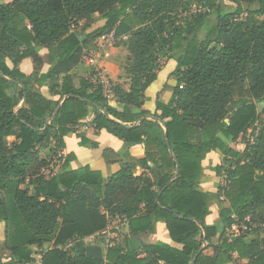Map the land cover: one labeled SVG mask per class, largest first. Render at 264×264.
I'll use <instances>...</instances> for the list:
<instances>
[{
	"label": "trees",
	"instance_id": "16d2710c",
	"mask_svg": "<svg viewBox=\"0 0 264 264\" xmlns=\"http://www.w3.org/2000/svg\"><path fill=\"white\" fill-rule=\"evenodd\" d=\"M220 1L0 4V221H7L2 193L6 184L15 182L14 207L35 238L28 246L12 248L11 260L28 262L30 247L36 245L41 264H228L234 254L246 264H264V226L232 241L223 239L232 217L264 221V120L258 113L260 104L264 114V0H237L233 11ZM195 4L209 12L182 19ZM95 15L105 23L87 33ZM81 22L86 26L76 31ZM110 33L117 38L115 46L132 57L126 70L129 89L112 87L120 111L109 106L100 85L90 83L92 71L78 89L72 84V71ZM124 35L128 38L122 41ZM41 47L48 50L51 67L36 84L48 86L56 100L37 92L18 68L26 58L38 68ZM163 57L176 63V85L169 103L157 101L152 114L141 110L144 92L156 80ZM89 107L95 110L90 124L94 132L105 130L126 144L143 146L144 156L107 181L88 167L71 170L73 155L65 156L50 178L39 174L49 161H41L38 173L28 177V164L48 148L52 159L64 147L63 137L77 132ZM255 122L261 124L254 144L239 152L236 141ZM152 129L160 135L151 137ZM77 136L87 145L83 134ZM9 137L14 142L8 143ZM215 150L227 166L213 171L228 182L211 196L200 189L207 180L201 162ZM136 167L150 174L134 176ZM220 196L227 202L226 207L220 204V227L208 226L209 203L213 198L221 203ZM113 217L124 220L130 234L121 243L105 244L102 261L80 256L82 243L65 249L70 240L102 236ZM157 222L165 224L171 240L183 245L181 250L165 245L134 248L131 237L153 232Z\"/></svg>",
	"mask_w": 264,
	"mask_h": 264
},
{
	"label": "crops",
	"instance_id": "0c3cea01",
	"mask_svg": "<svg viewBox=\"0 0 264 264\" xmlns=\"http://www.w3.org/2000/svg\"><path fill=\"white\" fill-rule=\"evenodd\" d=\"M14 0H6V3H10ZM5 1L0 0V4H6ZM105 21L100 19L98 15H95L93 22L86 26L84 22H81L77 30H82L85 26L87 33L92 32L104 25ZM98 43L100 45H98ZM98 50L87 53L81 60L80 64L72 71V84L74 88H79L80 80L89 76L93 67L88 64L87 58L90 55H94L95 63L98 67L102 68L105 75L115 86H120L124 90H128L131 81L126 73V63L129 57L127 50L121 46H115V44H108L101 39L97 41ZM37 56L41 60V64L38 68H35V64L32 58H26L22 60L18 68L27 77H30L34 89L39 92L45 98L57 99L50 93L48 86H38L36 80L39 75L46 74L51 64L48 60V50L45 47H41L37 51ZM8 66L12 67V63L7 60ZM176 63L174 60L167 57L161 58L160 67L156 71V80L146 89L144 92V102L141 110L149 111L154 114L156 111L157 101L168 104L174 92L176 85L175 76ZM35 73L37 74L35 76ZM108 104L112 108L120 111L121 106L116 102L115 97L111 93L108 98ZM135 112H139L138 109ZM95 110L93 107L88 108L87 117L80 122L77 127V132L67 133L63 137L64 147L59 150L63 154V158L67 155H73V159L69 164L71 170H77L84 167H88L91 171L99 172L104 181H107L113 174L119 172L125 166L134 163L136 159L144 156V147H134L131 144H126L123 141L115 138L107 133L105 130L100 132H94L91 128V122L94 119ZM150 119V118H148ZM152 120V119H151ZM162 130H164L161 123H158ZM160 131L152 129L149 132L151 137H157L160 135ZM78 134H83L87 140V145H81ZM9 137L7 139H10ZM14 141V138H12ZM240 139V138H239ZM238 139V140H239ZM8 141V140H7ZM95 143L97 147H92L89 144ZM50 149H44L39 153L38 159L28 164L27 175L33 178V175L29 176V171L39 168L41 161H50L48 158ZM227 163L225 158L219 150L211 151L208 153L204 160L201 162V167L205 177L207 178L204 183L200 185V189L208 194L215 195L218 193L220 187H222V175H217L213 169L215 167H226ZM152 168V165L151 167ZM143 172L150 174L148 170L136 167L134 169V176H140ZM33 192V188L30 189ZM6 191V190H5ZM4 191V192H5ZM7 193V192H6ZM13 195L7 193L6 196H2V201L5 203L7 211V221H0V261L10 258L11 249L14 247L28 246L29 240L35 239L32 234L25 228L23 223L18 218V213L14 210ZM219 202L216 198L211 199L209 203L210 214L206 218L205 222L208 226L220 227L219 222V210L220 204L224 207L227 206V202L223 201V197H219ZM129 229V233L127 232ZM106 234L99 239L105 241V244L110 245L114 243H121L124 236H129V225L118 217H113L110 220L109 227L105 231ZM135 237L140 243L141 248L146 245H165L171 248L181 250L183 245L173 242L169 236L167 228L163 222H157L154 225L153 232L139 233ZM131 237V238H132ZM224 239V238H223ZM217 238L213 239L214 243L218 242ZM100 246L104 258V248ZM139 248V249H141ZM193 263V262H192ZM191 263V264H192ZM228 264H246V261L238 259L237 255H233V261Z\"/></svg>",
	"mask_w": 264,
	"mask_h": 264
},
{
	"label": "built area",
	"instance_id": "2783aa9c",
	"mask_svg": "<svg viewBox=\"0 0 264 264\" xmlns=\"http://www.w3.org/2000/svg\"><path fill=\"white\" fill-rule=\"evenodd\" d=\"M192 7H193V10L191 14L193 15L198 14V13L204 14V13L209 12V9L207 7H204L203 5L195 4ZM127 38L128 37L126 35L120 37L122 41L127 40ZM101 40L108 44H113L117 41V38L114 36L113 33H110L108 35L103 36ZM98 45L100 44L98 43ZM87 62L89 65L93 67V70H92L93 74L89 78L90 83L93 85H100L102 87L104 96L109 98L110 94L112 93L113 83L105 75V72L103 71V69L96 65L94 55L88 56ZM259 129H260V123L255 122V124L247 132V134L238 140L240 142V149L243 152L247 148V146H252L254 144L258 136ZM62 161H63V154L61 151H58V153L48 162V165L40 169L39 174L45 178L52 177L54 174H56L60 170ZM222 179H223L222 187H226L227 182H228L226 176L222 175ZM232 218H233V222L227 225L224 228V232H223V238L227 241H232L239 237L246 236L253 230L257 229L259 226H262V225L252 222L249 218H246L243 221H240L235 217H232ZM104 234L106 233L103 232L102 236ZM100 237L101 236H98V237L91 236L86 239L70 240L68 244L65 246V249L70 250L77 243H82L83 246L96 245L98 244L97 242ZM30 250H31V253H30L28 262H19L17 260H11L10 258H7L4 260H1L0 264H41L40 248H38L36 245H33L30 247Z\"/></svg>",
	"mask_w": 264,
	"mask_h": 264
},
{
	"label": "rangeland",
	"instance_id": "374dc122",
	"mask_svg": "<svg viewBox=\"0 0 264 264\" xmlns=\"http://www.w3.org/2000/svg\"><path fill=\"white\" fill-rule=\"evenodd\" d=\"M1 1H3V0H1ZM4 1H5L4 3H6V0H4ZM220 3L222 4V6H224V8H226V9H228V10H230V11H233V10L236 8V6L239 5V2H238L237 0H221ZM192 10H193V7H191L187 13H185V14H183V15L181 16L182 19L185 18V17H193L194 15L191 14ZM190 15H191V16H190ZM114 44H115V43H113V45H114ZM128 54H129V53H128ZM131 65H132V57L129 55L128 60H127V63H126V67H125V69L128 70V68H129ZM262 112H263V107H262L261 110H260V114H261V118L264 120V114H262ZM260 124H261V122H260ZM156 130H157V129H156ZM7 140H8V143H12V142H14L12 138L7 139ZM235 148H236L239 152H243V151L240 149V142H239L238 140H237L236 143H235ZM48 158H51V155H49ZM38 171H39L38 168L33 169L32 171H29V176L38 173ZM15 186H16L15 182L10 183V184H6V191L2 193L3 197L6 196L7 193H8L9 195H12V194H13V191H14V189H15ZM6 192H7V193H6ZM14 210L16 211V208H14ZM16 214H17V211H16ZM17 216H18V218L20 219V221L22 222L20 216H19V215H17ZM263 217H264V214H263ZM259 224H262V227H260V228H263V226H264V221H263V223H259ZM23 225H24V224H23ZM29 241H30V240H29Z\"/></svg>",
	"mask_w": 264,
	"mask_h": 264
},
{
	"label": "water",
	"instance_id": "95a60500",
	"mask_svg": "<svg viewBox=\"0 0 264 264\" xmlns=\"http://www.w3.org/2000/svg\"><path fill=\"white\" fill-rule=\"evenodd\" d=\"M263 106L262 105H258V113H260V110ZM57 111L54 112V115L56 114ZM178 171V166L176 169V172ZM127 232L129 233V229H127ZM131 242L134 246V248L139 249L141 248V243L135 238L132 237L131 238ZM98 244H101L103 246V248L105 247V241L102 239H99ZM78 253L80 256H85L88 258H92L95 259L97 261H102L103 258V254H102V250L100 248V246L98 245H90V246H82L79 250ZM194 262V261H193Z\"/></svg>",
	"mask_w": 264,
	"mask_h": 264
}]
</instances>
